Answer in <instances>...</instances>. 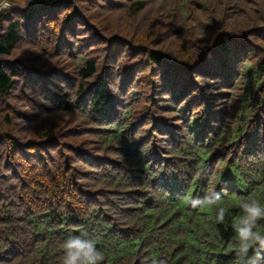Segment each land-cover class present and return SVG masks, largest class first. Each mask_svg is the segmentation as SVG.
Here are the masks:
<instances>
[{"label":"trees","instance_id":"16d2710c","mask_svg":"<svg viewBox=\"0 0 264 264\" xmlns=\"http://www.w3.org/2000/svg\"><path fill=\"white\" fill-rule=\"evenodd\" d=\"M10 3L0 264H62L84 232L103 264H246L233 224L264 205V0Z\"/></svg>","mask_w":264,"mask_h":264},{"label":"clouds","instance_id":"9594fccd","mask_svg":"<svg viewBox=\"0 0 264 264\" xmlns=\"http://www.w3.org/2000/svg\"><path fill=\"white\" fill-rule=\"evenodd\" d=\"M10 0H0V11L10 8ZM221 200V194L214 189L203 197L189 198L188 202L193 209L205 206H215ZM240 207L243 216L233 224L236 234L235 254L239 258H246V264H264V233L257 230L259 221L264 220V205L256 200L242 202ZM225 209L220 208L217 221L223 223ZM62 264H103L106 257L96 246L94 238L87 232L69 236L61 244ZM251 253V256H249ZM152 264H168L167 260L160 259Z\"/></svg>","mask_w":264,"mask_h":264}]
</instances>
